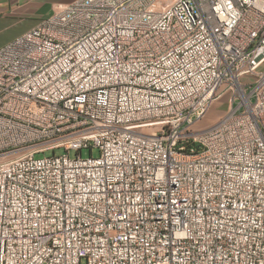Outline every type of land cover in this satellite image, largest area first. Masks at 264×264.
Masks as SVG:
<instances>
[{
	"label": "built area",
	"instance_id": "obj_1",
	"mask_svg": "<svg viewBox=\"0 0 264 264\" xmlns=\"http://www.w3.org/2000/svg\"><path fill=\"white\" fill-rule=\"evenodd\" d=\"M0 264H264V0H73L0 48Z\"/></svg>",
	"mask_w": 264,
	"mask_h": 264
},
{
	"label": "crops",
	"instance_id": "obj_2",
	"mask_svg": "<svg viewBox=\"0 0 264 264\" xmlns=\"http://www.w3.org/2000/svg\"><path fill=\"white\" fill-rule=\"evenodd\" d=\"M73 0H0V48Z\"/></svg>",
	"mask_w": 264,
	"mask_h": 264
},
{
	"label": "rangeland",
	"instance_id": "obj_3",
	"mask_svg": "<svg viewBox=\"0 0 264 264\" xmlns=\"http://www.w3.org/2000/svg\"><path fill=\"white\" fill-rule=\"evenodd\" d=\"M228 109V103L224 100L218 101L217 103H215L210 111L207 113L206 117L200 122L198 123V126L201 128H205L207 126H210L211 124H213L220 115L224 114ZM154 129L150 128V129H146L145 133H151ZM65 153V151L63 149H57L55 150V154H62ZM46 155H51L52 152L48 151L45 153ZM93 156H97L98 155V151L97 149H93L92 151ZM90 155V151L88 149H83L81 151V156L84 157H88ZM69 156L70 157H75L76 153L75 151H70L69 152Z\"/></svg>",
	"mask_w": 264,
	"mask_h": 264
}]
</instances>
